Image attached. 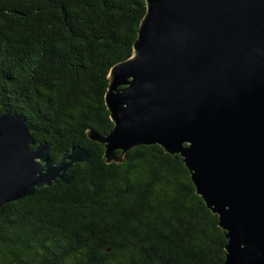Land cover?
I'll use <instances>...</instances> for the list:
<instances>
[{
  "label": "trees",
  "instance_id": "trees-1",
  "mask_svg": "<svg viewBox=\"0 0 264 264\" xmlns=\"http://www.w3.org/2000/svg\"><path fill=\"white\" fill-rule=\"evenodd\" d=\"M145 12V0H0V115L25 119L53 160L89 154L69 185L1 208L0 264H224L225 232L178 155L138 146L107 164L87 138L113 128L108 75Z\"/></svg>",
  "mask_w": 264,
  "mask_h": 264
},
{
  "label": "water",
  "instance_id": "water-1",
  "mask_svg": "<svg viewBox=\"0 0 264 264\" xmlns=\"http://www.w3.org/2000/svg\"><path fill=\"white\" fill-rule=\"evenodd\" d=\"M132 56L110 69L113 128L88 140L107 164L138 146L178 155L225 232L224 264H264V0H145ZM20 116L0 115V210L61 182L89 154L58 159ZM120 154L117 156L116 153Z\"/></svg>",
  "mask_w": 264,
  "mask_h": 264
}]
</instances>
